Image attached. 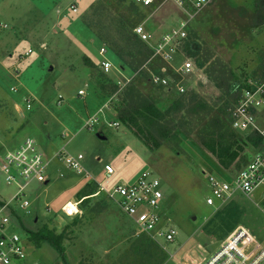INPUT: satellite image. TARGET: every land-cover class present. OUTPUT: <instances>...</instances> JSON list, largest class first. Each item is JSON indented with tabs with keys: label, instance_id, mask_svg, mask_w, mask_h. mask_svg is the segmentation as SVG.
I'll use <instances>...</instances> for the list:
<instances>
[{
	"label": "rangeland",
	"instance_id": "obj_1",
	"mask_svg": "<svg viewBox=\"0 0 264 264\" xmlns=\"http://www.w3.org/2000/svg\"><path fill=\"white\" fill-rule=\"evenodd\" d=\"M73 3L76 12L70 9ZM131 3L0 0V201H9L17 191L14 183L7 184L1 169L6 151L31 137L48 162L49 181H32L26 189L29 205L21 209L12 203L18 216L3 213L10 219L6 231L17 232L24 241L27 257L21 264H178L185 258L210 255L230 233V224L264 240V182L249 195L235 192L218 209L205 202L211 194L207 175L232 182L257 150L239 141L240 167L233 163L224 168L202 144V137L212 135L234 140L229 135L231 120L219 107L226 104L227 108L249 81L264 77V0H211L200 9L190 19L182 42L192 46L193 56L183 49L172 61L180 64L186 56L194 70L179 74L168 67L173 91L147 80L158 65L166 63L160 59L147 63L146 49L124 55L134 68L129 73L105 45L106 56L116 68L102 73L98 49L103 38L122 43L117 32L120 19L138 18L137 24H143L156 40L180 18L173 4L156 12L138 7L139 17L131 11ZM28 49L31 52L25 55ZM86 55L99 66L89 64ZM178 85L185 89L187 101L181 111L167 116L175 121L177 136L151 150L122 123L111 104L120 87L134 86L165 110L182 95ZM191 93L204 107H194ZM29 97L33 101L27 109ZM91 117L97 120L88 128ZM236 134L242 137L243 132ZM62 149L82 155L90 178L55 155ZM108 166L114 170L109 176ZM143 172L160 181L162 223L177 232L171 242L151 239V255L144 258L133 252L137 236L133 221L114 202L102 196H90L83 203L78 199V192L93 180L107 177L110 186L132 183ZM72 199L80 201L77 211L66 215L62 208ZM227 203L234 214L223 218L219 209ZM45 225L64 234V256L47 242L37 244L30 237V231Z\"/></svg>",
	"mask_w": 264,
	"mask_h": 264
},
{
	"label": "built area",
	"instance_id": "obj_2",
	"mask_svg": "<svg viewBox=\"0 0 264 264\" xmlns=\"http://www.w3.org/2000/svg\"><path fill=\"white\" fill-rule=\"evenodd\" d=\"M132 1L141 8H150L155 12L166 4H173L178 9L180 16L178 22L168 27L156 40L143 24H137L133 28L134 33L151 48L147 63L154 59H160L166 63V65H158V72L150 73L147 80L171 90L168 67L179 74H190L194 70L193 63L186 56L180 64L176 65L172 61L175 54L183 53L184 44L182 45V42L187 37L190 19L211 0ZM70 9L77 11L74 3L70 5ZM30 52L31 49H28L25 55ZM107 53V47L103 44L98 54L102 57L100 68L104 73H109L116 68L112 60L106 56ZM247 85L228 108L231 128L236 131L255 133L259 137L260 147L256 149L257 152L251 160L238 171L234 181L228 182L213 175H207L211 194L206 197L205 202L217 209L226 203L235 192L239 191L249 195L264 182V125L259 124L264 123V78L249 81ZM122 89L123 87L119 88V90ZM177 90L179 93L185 91L180 85ZM78 93L84 94V90H79ZM25 100L26 107L29 109L33 98L29 97ZM96 120V117L89 118L86 121V127L92 128ZM55 155L78 174H84L85 177L90 178L81 163L83 158L81 154L72 155L62 149ZM47 166L48 162L45 161L35 140L31 137L26 138L19 148L6 151L2 158L1 169L5 180L7 184L14 183L17 191L9 201L0 205V264H21L27 257L22 237L17 232L6 231L5 226L10 219L3 213L7 211L18 216L17 208L13 207L12 203L17 204L21 209L29 205L24 198L26 189L32 181L38 183L49 181ZM105 172L109 176L114 173V170L108 166ZM93 181L98 186L94 195L104 193L109 200L114 202L133 221L137 236L146 234L155 242H161L160 238L169 242L175 239L177 233L175 228L170 225L166 226L168 223H162L163 193L160 189V181L151 172H143L132 183L122 181L113 186L108 184L107 177L102 181ZM79 202L74 199L67 202L62 208L63 212L66 215H73L77 211ZM70 203L75 207H70ZM178 264H264V240L257 239L247 228L239 225L207 257L185 258Z\"/></svg>",
	"mask_w": 264,
	"mask_h": 264
},
{
	"label": "trees",
	"instance_id": "obj_3",
	"mask_svg": "<svg viewBox=\"0 0 264 264\" xmlns=\"http://www.w3.org/2000/svg\"><path fill=\"white\" fill-rule=\"evenodd\" d=\"M131 2V11L134 15H138L139 17H141V13L138 12L139 6L136 5L132 0ZM138 22V18L132 20L129 18L119 20L117 25V32L122 43H120L119 41H113L111 37L110 39L103 38V41H101L103 44L108 45L110 51H112L117 57L120 62L121 68L128 69V72L130 71L129 73H132L134 71V68H131L129 65H127L128 63L124 59L125 54L129 55L132 52L134 54L137 51L146 49V51L149 52L148 56L151 55V48L147 43L143 42L133 31V28L137 25ZM183 49L187 52L188 56H193L192 46L188 42L184 43ZM157 70L158 69L156 67L154 71L158 72ZM102 73L105 74L103 71ZM148 77L149 75L147 76V78ZM236 82H238V80ZM235 86L237 87V83L234 85V87ZM247 86L248 85L246 84L245 87ZM232 90L234 92V89ZM169 91L173 90L171 89ZM235 94L236 97H234L233 101L228 105L227 108L225 106L226 104L219 107L223 115L229 117L228 108L239 95L238 93ZM180 95L181 96L176 98L165 110H162L151 99L144 96L134 86H127L125 89L121 90L118 93L111 106L113 107V110L116 112L118 118L122 121V123L127 128H129L133 132V134L137 136L149 149L153 150L160 147L163 142L170 136H177L175 133V128L177 125L175 121L167 120V116L176 114L184 108L185 102L187 101L186 94L180 93ZM189 98L190 102L192 100H196V96L193 93H191V97ZM194 107L202 108L204 107V102L199 100L195 101ZM169 123H171V125ZM236 132L238 131L232 129L229 135L230 137L234 138V140L228 141L227 139L224 140L225 137L223 134H220L218 137L215 135L202 137L203 146L217 158L218 162L224 168H228L233 163H235L236 166L240 167V153L243 147L239 141L245 142L246 144L255 148V150L259 149L260 147L259 137L255 133L243 132V135H241L242 137H238ZM97 190L98 186L95 181H93V183L91 184L88 183L83 187V189L78 192V199L83 203L86 202L90 198V196H102V198L104 197L108 201H111L104 193L94 195ZM3 203L4 201H0V205H2ZM219 210V213L223 216V218L228 215L232 216L234 214L230 209L228 203ZM234 226L235 225L232 224L227 226V228L230 230L229 232H231L235 228ZM30 237L35 240L37 244L47 242L59 253V255H65V246L63 245L65 237L64 234H58L53 229H50L45 225L38 231H30ZM151 242L153 241L146 234H140L136 236L132 244L133 252L142 258H144L145 256H150Z\"/></svg>",
	"mask_w": 264,
	"mask_h": 264
},
{
	"label": "crops",
	"instance_id": "obj_4",
	"mask_svg": "<svg viewBox=\"0 0 264 264\" xmlns=\"http://www.w3.org/2000/svg\"><path fill=\"white\" fill-rule=\"evenodd\" d=\"M43 44H44V43H43ZM43 44H42V45H43ZM100 46H101V45H100ZM98 50H99V49H98ZM86 56H87V55H86ZM87 58H89V59H87V61L89 62V64H91V65H95L96 67L99 66V62L96 64L95 62L92 61V59H91L89 56H87ZM88 67L90 68V66H88Z\"/></svg>",
	"mask_w": 264,
	"mask_h": 264
}]
</instances>
